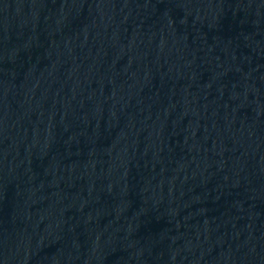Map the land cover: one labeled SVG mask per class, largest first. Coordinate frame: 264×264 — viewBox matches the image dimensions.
I'll list each match as a JSON object with an SVG mask.
<instances>
[{
	"label": "water",
	"instance_id": "95a60500",
	"mask_svg": "<svg viewBox=\"0 0 264 264\" xmlns=\"http://www.w3.org/2000/svg\"><path fill=\"white\" fill-rule=\"evenodd\" d=\"M0 264H264V0H0Z\"/></svg>",
	"mask_w": 264,
	"mask_h": 264
}]
</instances>
